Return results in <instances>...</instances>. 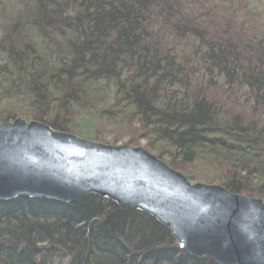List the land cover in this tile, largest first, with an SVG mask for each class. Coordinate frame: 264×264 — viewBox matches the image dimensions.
<instances>
[{
	"label": "trees",
	"instance_id": "1",
	"mask_svg": "<svg viewBox=\"0 0 264 264\" xmlns=\"http://www.w3.org/2000/svg\"><path fill=\"white\" fill-rule=\"evenodd\" d=\"M18 116L138 134L169 166L264 197V17L244 0H0V121ZM65 259L217 264L105 197L0 201V264Z\"/></svg>",
	"mask_w": 264,
	"mask_h": 264
},
{
	"label": "water",
	"instance_id": "2",
	"mask_svg": "<svg viewBox=\"0 0 264 264\" xmlns=\"http://www.w3.org/2000/svg\"><path fill=\"white\" fill-rule=\"evenodd\" d=\"M88 195L153 216L189 256L264 264L261 199L191 183L141 146L91 141L38 120L0 122V201L70 203Z\"/></svg>",
	"mask_w": 264,
	"mask_h": 264
},
{
	"label": "rangeland",
	"instance_id": "3",
	"mask_svg": "<svg viewBox=\"0 0 264 264\" xmlns=\"http://www.w3.org/2000/svg\"><path fill=\"white\" fill-rule=\"evenodd\" d=\"M217 2L221 1V0H216ZM248 5V9L250 10L251 14L255 15V13L259 14L261 17H264V0H244V4ZM238 7H240L241 5H236ZM233 7V6H232ZM231 7V8H232ZM238 16H246L245 13L238 11L237 13ZM19 118H23L22 116H18ZM25 119V118H23ZM28 121H30L29 119H26ZM33 120V119H31ZM1 122V121H0ZM99 129H95L93 128V131L101 136L102 138L97 139L95 137V139H89L87 137H83L81 135H78L77 133L73 132V131H63V132H70L73 133L79 137L91 140V141H95V142H99V143H105V144H111V145H123V144H128V145H132V146H141L145 149H147L151 154L155 155L158 157V155H156L153 151H151L150 149H148V147L146 146V140L143 139H139V135L138 134H133L134 136H130L128 132H120L117 133V130L115 131H111V130H107L105 128L101 129L98 133ZM135 138V140L133 141V143L129 142L128 140L130 138ZM105 138V139H103ZM173 168V167H172ZM178 171H180L181 173H183L187 178L189 176L188 173H190V175H194L198 178H200V180H196L195 178H190V182L191 183H195V182H202V183H207V184H218L217 182L214 181L215 177L217 176L215 171L213 169L207 168V167H202L201 165H199L198 163H194V164H190L188 166H186L185 170H182L180 168H174ZM208 181H212V182H208ZM255 198H259L264 202V197H255ZM67 261V259L59 261V262H55L54 264H65Z\"/></svg>",
	"mask_w": 264,
	"mask_h": 264
}]
</instances>
